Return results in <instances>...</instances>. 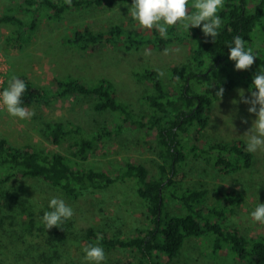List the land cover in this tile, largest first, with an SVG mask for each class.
<instances>
[{"label": "trees", "instance_id": "obj_1", "mask_svg": "<svg viewBox=\"0 0 264 264\" xmlns=\"http://www.w3.org/2000/svg\"><path fill=\"white\" fill-rule=\"evenodd\" d=\"M10 1L17 3L16 10L23 12L25 18L8 13L0 15V25L13 28L7 41L15 44L36 31L43 16L60 19L68 11L100 8L114 1L126 3L130 0ZM193 2L187 0L189 8ZM217 15L222 18V24L215 40L211 36L206 37L200 27L190 26L188 31L182 24L168 26L166 36H161L155 27L149 33H141L127 30L120 24L101 32H93L87 26L73 29L67 43L81 51L97 52L103 46L124 52L145 46L163 51L173 42H189L192 46L189 58L170 68L169 88L156 68H144L134 73L137 81L151 87L143 97L148 112L138 116H134L128 104L116 97L113 83L106 78H100L94 85L71 77L55 79L58 89L51 94L35 86L27 76L19 75L26 83V91L22 95L26 108L38 103L46 104L52 99L84 98L91 102L93 111L116 113L120 121L112 132L104 125H100L96 132H86L69 120L45 121L42 137L58 149L66 146V152L16 146L8 138L0 137V183L40 181L60 191L66 199L75 201L86 192L104 190L112 184L131 179L136 183L138 197L145 203L147 226L133 228L135 233L126 238L106 233L99 235L88 228L87 237L104 249L134 250L139 257L137 264H159V255L171 260L180 253L188 239L208 236L213 254L218 255L227 246L229 252L247 264H264V236L248 238L227 223L229 215H234L244 203L239 191L218 189L219 202L208 206L206 190L184 189L179 180L185 176L181 168L186 162L185 150L188 148L195 157L205 156L212 161L214 169L222 175L253 165V154L245 150V141H218L204 136L203 132L211 120L212 104L240 85L248 89L256 70H264L263 66L255 63L242 74L229 70L233 61L228 59L227 45L235 35L242 36L250 45L252 33L258 27H264V0H223V7ZM9 73L10 70L5 87L11 77ZM218 87L224 89L221 97L216 92ZM125 123L147 134H155L162 160L158 165V176H152L144 165L131 161H125L113 175L87 164L103 138L121 134ZM262 196L264 199V189ZM169 197L185 210L184 214L173 215L167 211ZM4 224L0 219V233L7 230ZM108 264L125 263L117 260Z\"/></svg>", "mask_w": 264, "mask_h": 264}, {"label": "rangeland", "instance_id": "obj_2", "mask_svg": "<svg viewBox=\"0 0 264 264\" xmlns=\"http://www.w3.org/2000/svg\"><path fill=\"white\" fill-rule=\"evenodd\" d=\"M130 4L131 0L126 3L114 1L100 8L68 11L60 19L43 16L36 31L15 44L7 41L12 36L13 28L0 25V52L10 70L9 75H25L35 86L51 94L58 89L55 79L71 77L94 85L100 78H106L113 83L116 97L128 104L134 116L147 114L143 97L151 87L137 81L134 73L144 68H156L163 73L162 77L169 88L171 82L168 72L171 67L189 58L192 46L189 42H173L163 51L145 46L130 52L107 46L97 52L81 51L67 43V39L73 35V29L85 26L93 32H101L120 24L130 31L149 33L151 29L140 26L128 14ZM16 7V2L0 0V15L8 13L25 19L23 12L16 10ZM187 10L192 11V8ZM250 46L258 55L254 63L264 69V27H258L252 33ZM228 69L243 73V70L234 69V62ZM238 88H244L245 95L249 94L247 88L240 85L214 102L204 136L218 141H245L243 134L251 126L254 114L247 112L248 105L232 103L233 99L239 100ZM27 109L34 114L30 118L20 119L0 108V137L8 138L16 146L47 151L66 152V146L58 149L45 141L41 134L45 121L69 120L80 125L86 132H96L100 125L112 132L115 124L120 121L116 113L93 111L91 102L84 98L52 99L46 104H34ZM185 153L186 162L181 168L185 176L184 179L182 176L179 178L183 188L206 190L208 206L219 202L216 194L218 189L223 192L232 189L239 191L244 197V203L234 215H229L227 223L248 238L264 236V224L253 222L249 216L258 200L264 202V150L252 152L253 165L250 168L228 175L218 173L213 162L205 156L195 157L189 148ZM125 161L142 164L152 176H158V165L162 160L155 134H147L125 123L121 134L103 138L87 164L113 175ZM136 188L134 180H125L104 190L86 192L72 201L40 181L0 183V219L4 220L7 228V232L0 233V264H88L82 260V248L89 243H97L87 237L88 228L99 235L106 233L126 238L135 233L133 228L147 226L145 203L138 197ZM54 196L64 199L73 208V216L60 226L46 229L40 217ZM166 207L173 215L185 212L171 197ZM104 251L105 260L102 264L117 260L125 264L138 263L139 257L134 250L117 248ZM158 261L159 264H247L229 252L227 246L218 255L213 254L208 236L190 238L176 257L169 260L161 254Z\"/></svg>", "mask_w": 264, "mask_h": 264}, {"label": "clouds", "instance_id": "obj_3", "mask_svg": "<svg viewBox=\"0 0 264 264\" xmlns=\"http://www.w3.org/2000/svg\"><path fill=\"white\" fill-rule=\"evenodd\" d=\"M190 7L194 11L187 10L189 9L187 0H131L128 14L140 26L148 29L155 27L161 36L167 35L168 26L179 22L188 31L190 26L200 27L206 37L211 36L215 40L222 24V18L217 12L223 7V0H194ZM227 45L228 59L234 62L236 70L248 69L258 57L256 50L240 35H235ZM25 91V81L12 75L8 86L0 90V108L10 116L20 119L30 118L34 113L24 106L22 95ZM223 91V87H218L216 92L221 97ZM245 91L244 88H238L239 100L233 99L232 103L246 104L247 112L254 114L251 126L243 134L245 150L252 153L264 150V70H256L247 89L249 94L245 95ZM243 122L246 123L247 120ZM72 216L73 208L64 199L54 196L48 201V207L40 217V221L48 229L60 226ZM249 216L253 222L264 224V202L258 200L249 212ZM82 251L84 253L82 260L88 264H102L105 260L104 248L98 242L85 245Z\"/></svg>", "mask_w": 264, "mask_h": 264}, {"label": "built area", "instance_id": "obj_4", "mask_svg": "<svg viewBox=\"0 0 264 264\" xmlns=\"http://www.w3.org/2000/svg\"><path fill=\"white\" fill-rule=\"evenodd\" d=\"M9 68L6 65V61L2 53L0 52V90L5 88V83L7 82V74Z\"/></svg>", "mask_w": 264, "mask_h": 264}]
</instances>
